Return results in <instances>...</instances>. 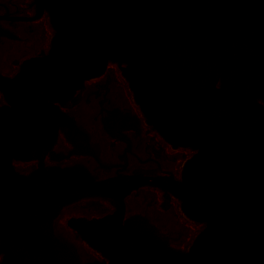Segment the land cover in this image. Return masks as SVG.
Returning <instances> with one entry per match:
<instances>
[{"label":"water","instance_id":"1","mask_svg":"<svg viewBox=\"0 0 264 264\" xmlns=\"http://www.w3.org/2000/svg\"><path fill=\"white\" fill-rule=\"evenodd\" d=\"M37 1L55 31L51 50L14 79L0 77V264H80L51 221L92 197L115 213L68 224L108 264H264V0ZM108 62L121 67L147 122L195 151L180 182L95 184L79 165L17 175L15 159L41 161L52 142V114L74 145L68 155L98 152L51 101L87 89ZM148 184L168 189L181 210L147 220L121 200Z\"/></svg>","mask_w":264,"mask_h":264},{"label":"flooded vegetation","instance_id":"2","mask_svg":"<svg viewBox=\"0 0 264 264\" xmlns=\"http://www.w3.org/2000/svg\"><path fill=\"white\" fill-rule=\"evenodd\" d=\"M41 4L37 0H0L1 78L12 80L25 63L49 54L55 31ZM120 68L108 62L98 77L88 80L87 89L81 93L69 89L51 101L53 111L89 148L97 144L98 152L68 155L74 145L52 114V142L41 161L39 155L15 159L17 175L28 177L46 168L62 171L79 165L87 177L97 176L91 178L95 184L123 176L180 182L184 165L195 151L169 142L147 122ZM78 93L80 99L73 103ZM0 99L6 101L2 91ZM50 152L68 158L54 160ZM121 200L147 220L181 210V202L168 189L151 184L130 188ZM113 213L115 206L108 199L83 198L61 208L52 218L51 230L74 247L80 264H108L68 221L94 222Z\"/></svg>","mask_w":264,"mask_h":264}]
</instances>
